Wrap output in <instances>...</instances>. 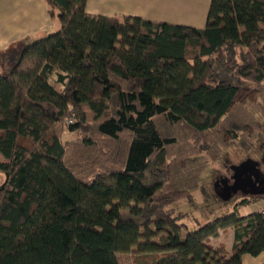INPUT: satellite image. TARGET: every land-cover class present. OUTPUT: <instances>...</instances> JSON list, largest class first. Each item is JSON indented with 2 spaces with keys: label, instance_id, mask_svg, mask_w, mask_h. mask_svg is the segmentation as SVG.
I'll return each mask as SVG.
<instances>
[{
  "label": "trees",
  "instance_id": "1",
  "mask_svg": "<svg viewBox=\"0 0 264 264\" xmlns=\"http://www.w3.org/2000/svg\"><path fill=\"white\" fill-rule=\"evenodd\" d=\"M45 1L59 29L1 57L0 264L261 254L262 210L190 230L172 205L226 148L252 151L264 133V0H211L204 28ZM229 227L230 252L209 244Z\"/></svg>",
  "mask_w": 264,
  "mask_h": 264
},
{
  "label": "rangeland",
  "instance_id": "2",
  "mask_svg": "<svg viewBox=\"0 0 264 264\" xmlns=\"http://www.w3.org/2000/svg\"><path fill=\"white\" fill-rule=\"evenodd\" d=\"M56 22L59 23L57 19ZM57 30L43 33L38 39L49 36ZM5 69L6 67L0 60V73H3ZM74 119V117L68 118L72 121ZM257 119L264 125L262 115L259 114ZM79 138L80 134L76 133L68 135L66 139ZM246 161H250L256 170L264 175V133H262L254 150L248 152L236 147L226 148L220 160L209 164L201 177L199 187L192 191V196L183 195L172 205L175 215L179 216V222L186 224L190 230H194L203 224L234 212L237 205H239L237 210L242 216L264 209V198L251 199L249 205L241 204L244 198L250 197L252 194L249 184L251 177L252 181H256L258 187L256 190L258 192L264 191V183L261 185L257 181L255 172L249 170L244 174L243 170L240 171L237 167ZM249 167L251 166L246 165L244 169H251ZM4 181L5 175L0 173V185ZM236 184H238L239 189H236V192L231 190L232 192L228 193L227 189L230 186H236ZM260 195H264V193ZM233 234H235V229L233 233L231 228V230H225L220 236L221 238H217L218 236L210 237L207 241L212 246H223L226 251H230L234 244ZM118 256L121 264H148L152 260V255L139 254L135 250L130 253H119ZM243 264H264V251L257 256L245 254Z\"/></svg>",
  "mask_w": 264,
  "mask_h": 264
},
{
  "label": "crops",
  "instance_id": "3",
  "mask_svg": "<svg viewBox=\"0 0 264 264\" xmlns=\"http://www.w3.org/2000/svg\"><path fill=\"white\" fill-rule=\"evenodd\" d=\"M210 2L211 0H88L87 12L109 17L136 16L155 22L204 28ZM59 27L56 19L50 16L45 0H0V60L3 52L9 48L22 42H31L43 33L55 31ZM231 228L234 233V228L229 227L221 230L217 238Z\"/></svg>",
  "mask_w": 264,
  "mask_h": 264
},
{
  "label": "water",
  "instance_id": "4",
  "mask_svg": "<svg viewBox=\"0 0 264 264\" xmlns=\"http://www.w3.org/2000/svg\"><path fill=\"white\" fill-rule=\"evenodd\" d=\"M246 165L251 166V167H249V168H251V169H244ZM237 167H239V170H240V171L243 170L244 174H246L247 172H249V170L255 172V173H256V179H258L257 181H259V183H260L261 185L264 183V175L261 174L260 172H258V170H256L255 166H254L250 161L243 162V164H241V165H239V166H237ZM237 167H236V168H237ZM240 176H241V175H240ZM248 176H250V175H248ZM260 177H261V179H259ZM249 180H250V179H249ZM249 184H250V188H251L250 191H252V192H250V193H252L251 196H253V195H260V194L264 193V191H262V192H258V190H256L258 187L256 186V181H252V177H251V180L249 181ZM236 189H239V188H238V184H236V186H232V187L230 186V187L227 189V191H228V193H230V192H232V191H233V192H234V191L236 192ZM231 190H232V191H231Z\"/></svg>",
  "mask_w": 264,
  "mask_h": 264
},
{
  "label": "built area",
  "instance_id": "5",
  "mask_svg": "<svg viewBox=\"0 0 264 264\" xmlns=\"http://www.w3.org/2000/svg\"><path fill=\"white\" fill-rule=\"evenodd\" d=\"M262 212L264 213V209H262Z\"/></svg>",
  "mask_w": 264,
  "mask_h": 264
}]
</instances>
